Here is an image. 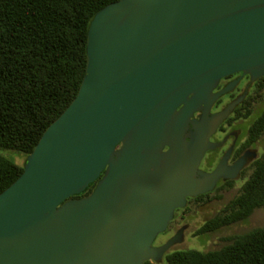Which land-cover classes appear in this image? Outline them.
I'll list each match as a JSON object with an SVG mask.
<instances>
[{
  "label": "water",
  "instance_id": "water-1",
  "mask_svg": "<svg viewBox=\"0 0 264 264\" xmlns=\"http://www.w3.org/2000/svg\"><path fill=\"white\" fill-rule=\"evenodd\" d=\"M87 55L77 97L0 194V264L159 262L181 240L154 247L175 211L233 178L199 166L239 102L190 116L221 79L264 76V0H120L94 17Z\"/></svg>",
  "mask_w": 264,
  "mask_h": 264
},
{
  "label": "trees",
  "instance_id": "trees-1",
  "mask_svg": "<svg viewBox=\"0 0 264 264\" xmlns=\"http://www.w3.org/2000/svg\"><path fill=\"white\" fill-rule=\"evenodd\" d=\"M118 1L0 0V151L28 157L71 105L87 69L90 25L100 11ZM253 131L256 138L264 134V115ZM23 173L24 165L0 153V194ZM97 183L73 198L92 195ZM261 208L264 154L239 194L198 235L245 222ZM166 260L168 264H264V227L233 238L219 250L175 251Z\"/></svg>",
  "mask_w": 264,
  "mask_h": 264
},
{
  "label": "flooded vegetation",
  "instance_id": "flooded-vegetation-1",
  "mask_svg": "<svg viewBox=\"0 0 264 264\" xmlns=\"http://www.w3.org/2000/svg\"><path fill=\"white\" fill-rule=\"evenodd\" d=\"M225 90L227 92L219 98L211 100L208 106L202 105L200 110L190 116L192 120L196 121L202 120V117H222L232 105L239 102L216 131L211 134L209 140L214 148L208 150L200 162L199 169L203 174H211L223 165L227 174L233 177L222 178L216 189L221 185L228 186L229 184H233L232 187H234L240 182L244 185L253 172L257 161L263 155L262 148L264 147L262 143L264 134L256 138L255 131L252 132L256 121L264 115V76L256 80L243 73L227 76L220 80L213 93L217 95ZM183 107L184 105L179 107L178 111ZM102 175L104 176V174ZM100 179L97 181L99 182ZM211 193L188 198L186 207L175 211L174 218L169 223L166 232L161 234L173 233V235L168 238H161L160 235L155 241L154 247H162L181 236L189 226L188 217L185 213L186 208L191 203L198 202ZM167 255L168 253L159 262H151L159 264Z\"/></svg>",
  "mask_w": 264,
  "mask_h": 264
},
{
  "label": "rangeland",
  "instance_id": "rangeland-1",
  "mask_svg": "<svg viewBox=\"0 0 264 264\" xmlns=\"http://www.w3.org/2000/svg\"><path fill=\"white\" fill-rule=\"evenodd\" d=\"M262 143L264 145V137ZM262 149L264 154V147ZM0 153L14 160L20 166L25 165L27 160L24 154L18 152L0 151ZM242 186L243 183L241 182L235 184L234 187L221 185L219 190L213 191L208 197L191 203L185 210L189 226L181 235V240L176 242L167 253L170 254L175 251L186 250H197L201 252L219 250L229 244L233 238L246 235L256 229L264 227V208H261L256 210L245 222L223 228L213 234L198 235L201 227L220 213L239 194ZM172 235L173 233H168L161 235V238H168ZM159 264H168L166 257Z\"/></svg>",
  "mask_w": 264,
  "mask_h": 264
}]
</instances>
